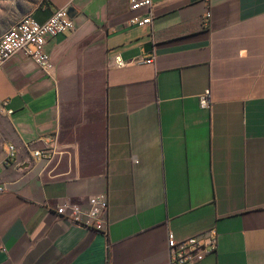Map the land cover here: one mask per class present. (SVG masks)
<instances>
[{
    "label": "crops",
    "instance_id": "1",
    "mask_svg": "<svg viewBox=\"0 0 264 264\" xmlns=\"http://www.w3.org/2000/svg\"><path fill=\"white\" fill-rule=\"evenodd\" d=\"M44 2L29 15L72 6L75 28L43 47L53 77L0 69V264H169L168 233L208 230L199 264H264V0H153L151 26L130 0ZM99 194L107 235L57 209Z\"/></svg>",
    "mask_w": 264,
    "mask_h": 264
},
{
    "label": "built area",
    "instance_id": "2",
    "mask_svg": "<svg viewBox=\"0 0 264 264\" xmlns=\"http://www.w3.org/2000/svg\"><path fill=\"white\" fill-rule=\"evenodd\" d=\"M74 1V0H71ZM153 0H130V7L133 11L144 10V15H134L129 23L137 26H151L154 14L152 10ZM211 13L207 12L200 19V27L209 26ZM16 35L1 37L0 41V69L15 55L22 53L26 58L34 61L40 69L48 76L53 77L55 65L51 58L43 52V47L49 38L59 34L71 32L75 28V22L66 12V8L57 9L51 17L44 23L36 21L33 17L25 19L21 24H16ZM155 53L150 57H136L131 62H125L120 56L114 58V66L125 67L129 64L153 65L155 63ZM5 107L7 102H1ZM200 105L204 109L211 107L210 92L200 98ZM11 113V111H8ZM54 142V141H53ZM56 150L54 146L45 150L34 151V156L38 160L51 159ZM16 156V148L10 145L8 161ZM6 190L4 184H0V193ZM65 211L78 223H92L107 235L105 216L108 211V195L99 194L88 199V206L82 207L78 204L66 202L57 208ZM167 247L169 252V264H199L208 255L217 249V233L214 230L205 231L199 235L176 240L172 233H168Z\"/></svg>",
    "mask_w": 264,
    "mask_h": 264
},
{
    "label": "rangeland",
    "instance_id": "3",
    "mask_svg": "<svg viewBox=\"0 0 264 264\" xmlns=\"http://www.w3.org/2000/svg\"><path fill=\"white\" fill-rule=\"evenodd\" d=\"M43 0H0V36L28 16Z\"/></svg>",
    "mask_w": 264,
    "mask_h": 264
},
{
    "label": "bare ground",
    "instance_id": "4",
    "mask_svg": "<svg viewBox=\"0 0 264 264\" xmlns=\"http://www.w3.org/2000/svg\"><path fill=\"white\" fill-rule=\"evenodd\" d=\"M30 18H32V16H27V17H25L24 19H22L20 22H18L17 24H21L25 19H30ZM15 25H16V24H15ZM15 25L12 27V29L9 31V33H8L7 35H4V36H2V37H6V36H14V35H16V28H14ZM0 41H1V37H0Z\"/></svg>",
    "mask_w": 264,
    "mask_h": 264
},
{
    "label": "water",
    "instance_id": "5",
    "mask_svg": "<svg viewBox=\"0 0 264 264\" xmlns=\"http://www.w3.org/2000/svg\"><path fill=\"white\" fill-rule=\"evenodd\" d=\"M66 12H67V14H68V16L70 17V18H74L75 17V15H76V12H75V10H74V8L72 7V6H69V7H67L66 8Z\"/></svg>",
    "mask_w": 264,
    "mask_h": 264
},
{
    "label": "trees",
    "instance_id": "6",
    "mask_svg": "<svg viewBox=\"0 0 264 264\" xmlns=\"http://www.w3.org/2000/svg\"><path fill=\"white\" fill-rule=\"evenodd\" d=\"M43 4H45L44 0L40 3V6L43 5ZM28 16H30V15H28ZM26 17H27V16H26ZM24 18H25V17H24ZM24 18H23V19H24ZM19 22H20V21H19ZM11 29H12V28H11ZM11 29H9V30H8L5 34H3L2 36L7 35ZM2 36H0V37H2Z\"/></svg>",
    "mask_w": 264,
    "mask_h": 264
}]
</instances>
